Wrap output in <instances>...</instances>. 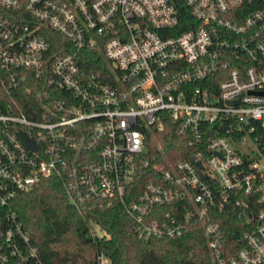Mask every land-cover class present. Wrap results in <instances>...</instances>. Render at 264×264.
Returning <instances> with one entry per match:
<instances>
[{
	"label": "built area",
	"instance_id": "built-area-1",
	"mask_svg": "<svg viewBox=\"0 0 264 264\" xmlns=\"http://www.w3.org/2000/svg\"><path fill=\"white\" fill-rule=\"evenodd\" d=\"M165 121L183 159L149 144ZM46 178L137 239L199 225L209 264H264V0H0V264H44L13 202Z\"/></svg>",
	"mask_w": 264,
	"mask_h": 264
},
{
	"label": "trees",
	"instance_id": "trees-1",
	"mask_svg": "<svg viewBox=\"0 0 264 264\" xmlns=\"http://www.w3.org/2000/svg\"><path fill=\"white\" fill-rule=\"evenodd\" d=\"M163 126V130L154 132V137L148 140L153 152L155 155L162 152L172 161L183 159L188 150L185 139L171 121H165ZM86 206L87 210L75 208L56 178L41 179L13 202L16 215L44 264H95L98 252L107 257L109 264H209L199 225L180 238L140 240L131 230L132 219L119 207L104 208L89 201ZM93 222L107 236H96L91 228ZM234 222L231 218L224 224ZM224 230L231 233L236 229Z\"/></svg>",
	"mask_w": 264,
	"mask_h": 264
},
{
	"label": "water",
	"instance_id": "water-1",
	"mask_svg": "<svg viewBox=\"0 0 264 264\" xmlns=\"http://www.w3.org/2000/svg\"><path fill=\"white\" fill-rule=\"evenodd\" d=\"M21 136L24 138L27 147H30V148L33 149V150H37V149H38V147L35 146V145L31 142V140H29V139L27 138V136L24 134V132L21 133ZM81 203H82V205H84V201H82Z\"/></svg>",
	"mask_w": 264,
	"mask_h": 264
},
{
	"label": "rangeland",
	"instance_id": "rangeland-1",
	"mask_svg": "<svg viewBox=\"0 0 264 264\" xmlns=\"http://www.w3.org/2000/svg\"><path fill=\"white\" fill-rule=\"evenodd\" d=\"M100 234H105L106 232L98 230Z\"/></svg>",
	"mask_w": 264,
	"mask_h": 264
}]
</instances>
